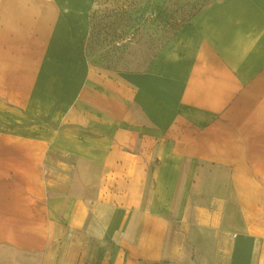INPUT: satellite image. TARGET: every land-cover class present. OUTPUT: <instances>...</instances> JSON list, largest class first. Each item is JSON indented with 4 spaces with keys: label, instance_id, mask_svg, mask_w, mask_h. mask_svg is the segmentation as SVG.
<instances>
[{
    "label": "crops",
    "instance_id": "0c3cea01",
    "mask_svg": "<svg viewBox=\"0 0 264 264\" xmlns=\"http://www.w3.org/2000/svg\"><path fill=\"white\" fill-rule=\"evenodd\" d=\"M91 2L0 0V264H264V0L131 72L90 66Z\"/></svg>",
    "mask_w": 264,
    "mask_h": 264
},
{
    "label": "rangeland",
    "instance_id": "374dc122",
    "mask_svg": "<svg viewBox=\"0 0 264 264\" xmlns=\"http://www.w3.org/2000/svg\"><path fill=\"white\" fill-rule=\"evenodd\" d=\"M215 0H92L86 55L97 71H143L158 50Z\"/></svg>",
    "mask_w": 264,
    "mask_h": 264
}]
</instances>
